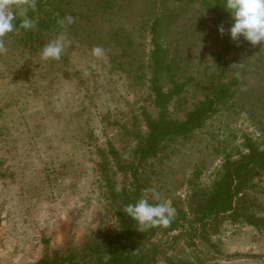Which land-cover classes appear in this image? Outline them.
I'll return each instance as SVG.
<instances>
[{"label": "rangeland", "instance_id": "rangeland-1", "mask_svg": "<svg viewBox=\"0 0 264 264\" xmlns=\"http://www.w3.org/2000/svg\"><path fill=\"white\" fill-rule=\"evenodd\" d=\"M223 3L37 0L35 28L9 34L0 55V264L79 255L115 235L126 197L176 210L140 232L144 264H264V170L230 212L200 209L226 166L264 151V46L230 40ZM62 31L70 46L41 60ZM218 90L201 127L141 157L152 124L183 123Z\"/></svg>", "mask_w": 264, "mask_h": 264}, {"label": "trees", "instance_id": "trees-1", "mask_svg": "<svg viewBox=\"0 0 264 264\" xmlns=\"http://www.w3.org/2000/svg\"><path fill=\"white\" fill-rule=\"evenodd\" d=\"M221 98L222 92L218 90L213 100L201 103L181 124L165 121L152 124L145 145L140 149L141 157L145 159L155 156L161 140L167 136L188 134L201 127ZM254 170H264V151H250L240 161L226 166L225 175L217 182L210 200L200 207L204 216L209 219L230 212L238 187L249 180ZM126 199L115 213V235L88 243L79 255L64 256L54 253L33 264H104L103 257L106 253L111 255L108 264H144L146 253L141 246L140 232L133 227L134 222L123 213L126 205L134 204L133 198Z\"/></svg>", "mask_w": 264, "mask_h": 264}, {"label": "clouds", "instance_id": "clouds-1", "mask_svg": "<svg viewBox=\"0 0 264 264\" xmlns=\"http://www.w3.org/2000/svg\"><path fill=\"white\" fill-rule=\"evenodd\" d=\"M222 7L230 16V27L227 30L230 40L238 42L243 39L252 46H264V0H224ZM36 8L37 0H0V55L7 53L5 41L9 34L17 33L21 29L29 31L35 28L37 20L30 16V12H35ZM73 22L74 18L67 15L59 20L58 24L62 29H66L67 25ZM218 32L224 34L223 26L218 28ZM70 44L66 32L62 31L56 39L42 47L41 60H59ZM92 55L102 58L105 50L94 47ZM146 191L153 193L154 200L160 199L154 189ZM123 213L137 225L139 232H144L155 227H169L176 210L170 202L150 203L145 197L134 204L126 205ZM103 260L104 264H108L111 255L106 253Z\"/></svg>", "mask_w": 264, "mask_h": 264}]
</instances>
